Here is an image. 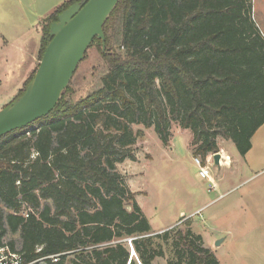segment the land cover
<instances>
[{"label": "trees", "instance_id": "16d2710c", "mask_svg": "<svg viewBox=\"0 0 264 264\" xmlns=\"http://www.w3.org/2000/svg\"><path fill=\"white\" fill-rule=\"evenodd\" d=\"M78 1L44 21L41 59L51 24ZM252 11V0H120L104 26L101 87L77 101L67 89L47 117L0 139V242L22 264H154L166 252L168 264H220L186 224L154 234L118 167L137 162L134 126L168 148L177 124L195 157L223 140L245 158L264 125Z\"/></svg>", "mask_w": 264, "mask_h": 264}, {"label": "rangeland", "instance_id": "374dc122", "mask_svg": "<svg viewBox=\"0 0 264 264\" xmlns=\"http://www.w3.org/2000/svg\"><path fill=\"white\" fill-rule=\"evenodd\" d=\"M252 2V20L264 37V0ZM40 50L29 79L39 68ZM104 53H108V48L103 51V44H95L88 50L68 87V99L77 101L101 87V79L109 68ZM24 89L25 85L21 91ZM0 96L2 110L18 94ZM134 129L144 132L136 145L137 162L127 161L118 168L137 193V202L153 233L190 226L202 236L205 247L220 264H264V141L250 157L252 167H246L235 146L221 140L220 153L229 160L222 167L210 166L215 187L212 190L195 163V158L205 160L195 157L189 149V131L174 124L172 143L166 148L153 128L134 126ZM166 253L165 258L154 264H168Z\"/></svg>", "mask_w": 264, "mask_h": 264}, {"label": "water", "instance_id": "95a60500", "mask_svg": "<svg viewBox=\"0 0 264 264\" xmlns=\"http://www.w3.org/2000/svg\"><path fill=\"white\" fill-rule=\"evenodd\" d=\"M119 2L82 0L51 24L50 40L33 80L21 97L0 110V139L47 117L56 109L96 38L102 41L105 51L104 26ZM220 158V153L214 156L216 165Z\"/></svg>", "mask_w": 264, "mask_h": 264}, {"label": "crops", "instance_id": "0c3cea01", "mask_svg": "<svg viewBox=\"0 0 264 264\" xmlns=\"http://www.w3.org/2000/svg\"><path fill=\"white\" fill-rule=\"evenodd\" d=\"M69 1L0 0V95L19 94L34 70L44 21ZM263 141L264 125L254 135L252 149L243 159L246 167L251 166L250 157Z\"/></svg>", "mask_w": 264, "mask_h": 264}, {"label": "built area", "instance_id": "2783aa9c", "mask_svg": "<svg viewBox=\"0 0 264 264\" xmlns=\"http://www.w3.org/2000/svg\"><path fill=\"white\" fill-rule=\"evenodd\" d=\"M215 155L216 154H213L212 156L207 157L205 162L201 161L199 158H195V163L200 170V176L209 182L212 190H214L215 187H213L214 181L210 177V166L213 165L222 167L223 165H228L229 160V157H226L225 155H222L220 153L221 158L219 161V165H216L214 160ZM0 264H22V258L20 254L17 252H13L5 241L0 242Z\"/></svg>", "mask_w": 264, "mask_h": 264}, {"label": "bare ground", "instance_id": "6f19581e", "mask_svg": "<svg viewBox=\"0 0 264 264\" xmlns=\"http://www.w3.org/2000/svg\"><path fill=\"white\" fill-rule=\"evenodd\" d=\"M135 254H133V256H134Z\"/></svg>", "mask_w": 264, "mask_h": 264}, {"label": "flooded vegetation", "instance_id": "af4514ba", "mask_svg": "<svg viewBox=\"0 0 264 264\" xmlns=\"http://www.w3.org/2000/svg\"><path fill=\"white\" fill-rule=\"evenodd\" d=\"M82 1V0H81Z\"/></svg>", "mask_w": 264, "mask_h": 264}]
</instances>
